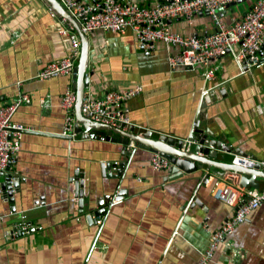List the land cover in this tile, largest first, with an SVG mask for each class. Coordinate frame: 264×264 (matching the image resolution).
<instances>
[{
    "label": "crops",
    "instance_id": "0c3cea01",
    "mask_svg": "<svg viewBox=\"0 0 264 264\" xmlns=\"http://www.w3.org/2000/svg\"><path fill=\"white\" fill-rule=\"evenodd\" d=\"M131 1L151 5L158 0ZM254 2L227 8L224 21L241 18ZM53 12L46 0H0V103L12 101L20 90L32 98L14 118L30 129L14 170L13 200L0 190V264H195L211 231L234 214L215 190L241 183L243 174L198 163L196 171L172 178L168 169H153L148 149H131L127 157L123 144L88 138L91 131L85 129L73 139L57 135L66 134L62 98L76 79L74 74L35 78L71 50L67 23ZM169 28L200 36L216 30L205 13L178 19ZM87 35V87L93 95L143 86L129 100L135 132L150 130L155 137L187 142L197 123L226 148L215 161L232 162L240 153L264 158V50L247 72L231 55L216 60L217 80L211 84L219 86L208 102L202 99L203 67L171 70L169 54L175 49L170 44L157 41L145 50L132 28ZM116 161L127 162L121 175L108 168ZM77 174L83 182L79 189ZM257 181L263 189L264 177ZM101 208L102 223H94L89 216ZM19 221L29 223V232L6 238V229ZM230 262L264 264V202L219 245L210 264Z\"/></svg>",
    "mask_w": 264,
    "mask_h": 264
},
{
    "label": "built area",
    "instance_id": "2783aa9c",
    "mask_svg": "<svg viewBox=\"0 0 264 264\" xmlns=\"http://www.w3.org/2000/svg\"><path fill=\"white\" fill-rule=\"evenodd\" d=\"M242 1L245 0H158L151 5H139L131 0H102L99 3L86 0H61L66 9L78 20L85 34L96 30L123 32L132 28L138 42L145 50L152 48L157 41H164L175 49L169 54L171 70L202 66L204 79L202 99L214 93L219 86L216 83L211 84L217 80L216 72L219 65L216 60L231 55L243 72L252 70L260 61L264 44V0H255L244 16L230 24L223 19V11L229 8V4ZM54 12L53 14L57 13ZM204 13L212 17L216 27L214 32L204 36L197 33L187 35L174 32L166 22V20L178 19L191 20L198 14ZM62 18L67 23L64 33L70 38L71 50L67 56L47 63L37 72L35 78L47 80L74 74L77 60L81 55V38L74 26L64 17ZM17 85L21 87L22 82H18ZM142 90V85H136L127 89H108L98 96L93 95L86 87L82 98V113L96 122L114 127L125 125L123 129L127 130L133 125L129 100ZM31 101V95L20 90L12 101L0 103V190L11 200L17 189L18 178L14 170L21 150L23 134L25 130L30 129L14 118L18 109ZM76 102V90L67 89L62 98V107L66 112L64 132L66 134L75 135ZM196 125L198 124L195 123L194 126ZM135 147L134 141L128 145L129 150ZM233 162L247 168L259 164L264 169V158L235 154ZM151 165L154 170L162 171L169 169L171 162L160 152H153ZM248 186L250 185L243 183H226L217 187L216 198L232 206L234 214L220 228L211 231L208 247L195 264H210L219 245L264 202V188ZM96 220L98 224L102 223L101 217H97ZM29 227V223L19 221L13 227L6 229L4 235L6 238H14L21 233L29 232Z\"/></svg>",
    "mask_w": 264,
    "mask_h": 264
},
{
    "label": "water",
    "instance_id": "95a60500",
    "mask_svg": "<svg viewBox=\"0 0 264 264\" xmlns=\"http://www.w3.org/2000/svg\"><path fill=\"white\" fill-rule=\"evenodd\" d=\"M51 8L57 12L60 16L68 20L78 32L81 38V55L78 59V63L74 69V78L76 82L74 84V89L77 93V102L75 104V134L81 133L83 129L91 131L88 134V138H100L103 140L118 142L124 145L123 155L127 157L132 156L128 145L131 141L136 143L137 148L148 149L152 152H160L163 156L167 157L171 162V167L168 169L173 175L172 178L183 176L184 172L191 173L198 169V163L204 164L209 168L215 167L221 169L225 172H239L243 174L241 183L245 185H250L254 187H259L258 177H264V169L261 168L259 164H256L253 168H247L232 162H221L215 161L214 158L217 156L219 150L226 149L221 140L210 139L208 133L200 129L198 125L195 126L191 135L188 136L187 142L182 139H177L168 135H160L155 137L152 135L150 130L143 133L135 132L133 126L124 130L121 127H114L108 124L93 121L86 117L81 110L82 98L85 88L89 85V75H88V60H89V39L88 35L83 33L78 20L66 9L65 5L61 0H46ZM238 2H233L228 5L231 7ZM207 13V11H206ZM176 20H166L168 24L175 22ZM264 50V44L262 46ZM261 50V51H262ZM208 102L214 99L213 93L205 96ZM29 131V130H25ZM60 137L66 139H73L74 135L71 134H57ZM133 149V150H134ZM242 154V153H240ZM244 155V154H242ZM109 169L116 170V173L121 175L125 169L127 162H111L109 164ZM77 180L76 185L79 189L82 186V181H79V174L75 176ZM111 198V197H110ZM104 208L98 209L91 215L90 219L97 223L96 217L104 213Z\"/></svg>",
    "mask_w": 264,
    "mask_h": 264
}]
</instances>
